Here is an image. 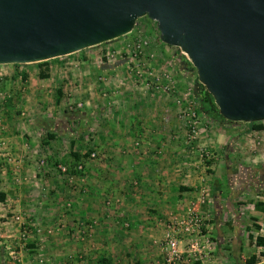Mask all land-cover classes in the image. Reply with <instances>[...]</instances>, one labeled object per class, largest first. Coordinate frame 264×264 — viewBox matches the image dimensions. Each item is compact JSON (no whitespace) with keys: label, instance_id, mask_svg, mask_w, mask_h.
Segmentation results:
<instances>
[{"label":"crops","instance_id":"crops-1","mask_svg":"<svg viewBox=\"0 0 264 264\" xmlns=\"http://www.w3.org/2000/svg\"><path fill=\"white\" fill-rule=\"evenodd\" d=\"M111 110L108 117L112 119L104 126L96 123L87 143L82 129L74 131L73 127L61 125L42 126L43 129L33 125L31 129L36 134L34 147H39V156L56 165L63 163L68 169L80 162L82 173L64 175L55 165L33 177L30 173L43 157L26 156L22 142L10 133L3 138L19 153H9L7 160L0 155V191L4 193L0 202L5 205L4 213L27 216L26 211H30L33 219L24 225V229L31 230H25V244L17 237V224L9 228L11 234L0 239L4 245L0 264H164V232L169 230L172 219L187 208L208 220L200 228L196 243L177 235L180 256L174 264H250L246 260L252 255V247L264 246L255 244L256 237L264 238L260 224L264 204L262 210L254 212L258 228H252V210L242 212L252 209V193L223 191L225 183L235 187L241 172L237 180L236 174L220 170L206 176L199 168V157L194 155L199 144L185 142L182 146L181 142L169 141L174 133L181 135L179 130L171 125L145 128L150 120L144 114L134 120L130 112L125 123L120 124L113 120ZM43 117L51 116L36 113L33 120L39 122ZM220 136L217 133V141ZM160 137L165 138L163 143ZM135 140L138 145H134ZM93 146L100 160L84 157L83 149ZM212 146L218 147L217 142ZM179 155L183 160L177 163ZM219 165L223 164L216 167ZM23 179L40 183L42 188L19 184ZM207 180L215 182L217 190L201 194ZM10 202L16 203L15 207ZM258 252H253L254 264H263L264 255Z\"/></svg>","mask_w":264,"mask_h":264},{"label":"rangeland","instance_id":"rangeland-1","mask_svg":"<svg viewBox=\"0 0 264 264\" xmlns=\"http://www.w3.org/2000/svg\"><path fill=\"white\" fill-rule=\"evenodd\" d=\"M136 44L140 45V52L132 57L130 52ZM40 73L45 76L39 77ZM0 76L10 77L11 80L16 79L19 82V90L15 93L14 99L6 101L3 109L0 108V146L2 151L7 148L12 155L19 154L13 150L7 140L3 139L10 133L15 140L19 139L22 142L26 156L34 159L43 157L35 164L37 167L33 168L31 176L41 175L47 166L56 165V162H47L45 156L38 155L41 153L39 147H34L36 141L33 135L36 134L31 131L33 125L39 128L53 125L69 126L73 127L74 131L82 129L83 141L87 143L91 140L90 134H94L92 128H96L94 127L96 123V126H104L107 120L112 119L108 117L111 109L114 110L113 120L120 124L125 123L129 112L134 120L144 114L151 123L145 128L155 129L157 126L171 125L179 130L181 135L174 133V137H170L169 141L178 144L181 142L182 146H185V142L192 146L199 144L196 146L198 152L194 155L199 157V168L206 176H210L215 170H220L223 174L228 172L236 174L234 178L237 180L239 178L237 174L241 172V179L235 182V187H232V183L229 185L225 183L223 191L228 192L232 189L234 192L252 193V209H244L242 212L248 214L252 210L250 223L252 228H258L253 214L256 210H262L264 204L262 201L264 131L250 128L247 124L249 122L209 120L201 114L199 104L192 93L194 84L198 83L195 69L177 47L169 46L159 40L155 21L146 16L139 17L125 35L66 55L30 63L0 64ZM76 98L79 99L75 100ZM73 100L79 101L80 105L72 104ZM212 104L216 109L213 101ZM184 107H189L199 122L198 134L190 140L186 139V122L179 115ZM36 113L49 114L51 117L48 119L43 117L38 122L36 118L33 120ZM253 123L260 124L264 128V120ZM217 133L221 134V139L218 141ZM164 140L165 138L162 137V143ZM213 142H217L218 147L212 146ZM83 150H85L84 157L88 158H90L89 152L96 151L97 158L90 159L100 160L101 155L96 147ZM57 151L59 152L58 149ZM176 157L177 163L179 159L183 160L181 155ZM72 161L76 160L72 158ZM218 163L223 165L217 168ZM212 164L213 167H210ZM64 166L65 171H60L56 167L57 171L64 175L83 171V166L82 170L74 169L73 164L69 169L68 166ZM243 176L245 180L242 179ZM23 182L30 188H42L40 183L35 184L25 179L19 184ZM215 186V182L208 180L205 184V188L210 193L217 190ZM10 203L15 207L16 203ZM29 203L28 201L27 204ZM4 206V203L0 202V239L11 234L9 228L12 224H17L15 226L17 237L20 243L26 242L24 239L31 230L24 229V225L29 223V218L33 219L32 212L26 211L27 216L24 213H4ZM260 224L264 227L263 216ZM24 230L27 233H23ZM38 231L37 233L40 232ZM261 232L264 234V228ZM0 249L4 253L3 243H0ZM256 251H260L258 252L260 256L264 252V246H260L259 249L253 246L252 254Z\"/></svg>","mask_w":264,"mask_h":264},{"label":"water","instance_id":"water-1","mask_svg":"<svg viewBox=\"0 0 264 264\" xmlns=\"http://www.w3.org/2000/svg\"><path fill=\"white\" fill-rule=\"evenodd\" d=\"M142 16L188 58L224 120H264V0H0V64L115 39Z\"/></svg>","mask_w":264,"mask_h":264},{"label":"built area","instance_id":"built-area-1","mask_svg":"<svg viewBox=\"0 0 264 264\" xmlns=\"http://www.w3.org/2000/svg\"><path fill=\"white\" fill-rule=\"evenodd\" d=\"M139 44H136V47L132 49L130 52L131 56H135L136 53H139ZM19 82L15 80H11L10 77L4 78L0 76V108L3 109L4 104L8 100H13L15 93L19 90L18 86ZM6 100L4 101V99ZM79 98H76L77 100ZM72 101V104L76 106L80 105L79 101ZM17 109V108H16ZM1 110V109H0ZM180 117H182L186 122L187 133L186 139L190 140L195 138L198 134L199 122L194 112L191 111L189 107H184L179 112ZM4 142H2L3 144ZM139 141L135 140L134 144L138 145ZM4 155L6 160L10 158L9 149H4V151L0 152V155ZM88 156L90 158H97V152L92 151L89 152ZM42 163V161H40ZM56 167L60 171H65L66 167L61 164H57ZM76 170H82V164L77 163L74 166ZM203 188L201 189V194L206 192ZM206 216L201 214L198 211L192 210L191 208H187L182 214L173 218L171 224L169 225V230H166L163 235V245H162V254L164 264H174L180 256V251L177 246V235L188 237L191 244L196 243L197 237L200 234V228L204 226L206 221ZM59 226V225H58ZM25 233V230L23 231Z\"/></svg>","mask_w":264,"mask_h":264},{"label":"trees","instance_id":"trees-1","mask_svg":"<svg viewBox=\"0 0 264 264\" xmlns=\"http://www.w3.org/2000/svg\"><path fill=\"white\" fill-rule=\"evenodd\" d=\"M45 74L40 73L39 77H44ZM192 93L194 97L196 98L198 104H199V109L201 114L209 119V120H224L217 112L215 108H213L212 104V98L209 95V93L206 92L203 86H201L199 83H195L192 89ZM57 93L59 94V90H57ZM227 121V120H224ZM231 122V121H227ZM249 124V127L253 129H262L264 131V128L260 124H254L253 122L247 123ZM4 199V193L0 191V201ZM255 244L256 245H264V238L262 237H256L255 238ZM260 255H264V252H262ZM247 263L254 264L255 258L254 255L252 254L247 260Z\"/></svg>","mask_w":264,"mask_h":264}]
</instances>
